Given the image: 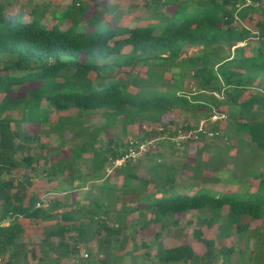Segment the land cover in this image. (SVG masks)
Instances as JSON below:
<instances>
[{"label":"trees","instance_id":"trees-1","mask_svg":"<svg viewBox=\"0 0 264 264\" xmlns=\"http://www.w3.org/2000/svg\"><path fill=\"white\" fill-rule=\"evenodd\" d=\"M12 1L0 0V257L5 263L264 264V169L254 163L264 153V4L131 0L128 7L141 4L147 16L144 23L129 25L130 8L120 12L99 4L88 13L82 0L60 11L58 3L43 0L42 10L35 5L8 16L5 8ZM46 13H51L48 24ZM215 113L246 136L243 146H254L241 162L237 153L235 173L226 174L243 183L238 191L208 187L221 179L229 145L209 143L211 136L202 133L177 140ZM93 114H100L102 123L88 124ZM168 116L185 121L166 131L176 120ZM137 122L155 128L137 141L152 142L142 155L147 173L138 175L130 160L108 173L130 145L111 138L98 146L101 133L117 125L125 133ZM208 130L230 137L229 128ZM165 131L166 139L154 143ZM51 134L61 141L68 134L65 154L49 152ZM172 141L195 144L193 166L164 161L157 149L172 147ZM206 151L213 159L200 162ZM181 168L192 172L186 180L178 178ZM203 168L211 172L204 175ZM16 170L23 172L15 176ZM35 178L58 184L39 192ZM248 179L257 181L253 190ZM183 214L191 218L182 230L193 225V237L205 248L200 254L189 244L157 243L151 251L148 242H136L138 232L150 229H157L153 239H159ZM26 221L41 233L30 247L18 243ZM204 229L216 232L218 246L203 236ZM140 247L145 251L137 252Z\"/></svg>","mask_w":264,"mask_h":264},{"label":"rangeland","instance_id":"rangeland-1","mask_svg":"<svg viewBox=\"0 0 264 264\" xmlns=\"http://www.w3.org/2000/svg\"><path fill=\"white\" fill-rule=\"evenodd\" d=\"M42 1L43 0H33L32 2H29V4H27L28 2L26 0H13L12 2H10L9 4H7L5 11L7 13L8 16H11L13 14H17L19 11H30L32 9L33 6L37 5L39 6V10H42ZM72 1H77V2H81L82 0H52V3H58L59 7L58 10L60 11H64L65 8L70 5L72 3ZM87 2L88 4V13H93L94 9L97 8V6H99V4H104V5H113L116 7L117 10H119L120 12H124L127 8L129 9L130 7L129 4L132 3L131 0H99V1H95V0H84ZM48 6L52 7L53 4H48ZM54 7H52L53 9ZM109 12V11H107ZM26 15V14H25ZM51 13H46L44 15V21L47 22V24L50 22V18H51ZM107 16V14H105ZM105 16V17H106ZM147 16L145 13V10L143 9V7L141 6V4L137 5L136 7H133L132 9L130 8L129 12H126L125 15V23L129 24V25H133V24H137L138 22L140 23H144L143 19L144 17ZM26 18V16H25ZM137 20V21H134ZM24 90H20L19 92L22 93ZM250 92V91H248ZM246 92L245 95H248L249 93ZM217 114V119L213 120L211 117L210 118H201L199 119V121H204V124L206 126L207 129H210L213 126H218L219 131L218 133H221L224 130H227L229 128L230 130V137L228 139L224 138L221 134L216 137V133L213 131V135L210 137V140H207V142L209 143H215L216 145H229V152L228 154H224L223 158H222V162H223V166L222 170V174L220 175V178L218 181L215 182H210L208 183V187L212 190L215 191H238L239 189H241L243 187V183L241 181H238L235 179V181H232L233 179L229 178L228 175H226L227 173H235L237 166L234 164V161H236V154H239V159L240 162L243 161V156L245 158L249 157L250 155H247L248 151L250 149H253V145L250 143L247 146H243L244 142L247 141L246 136L243 133H240L238 131H236L234 129V127L229 126L226 122H225V118L223 119V117L218 116ZM15 115V114H13ZM170 118H174L176 119L174 122L170 123V125L166 124L165 125V129L166 131H169L172 128H180V126L184 123V118L183 116L175 118L173 116H168ZM220 117V118H219ZM52 118H54V116H52ZM223 119V120H222ZM88 124H100L102 123V119L100 118V114H93L91 116L88 117ZM224 121V122H223ZM193 119L190 121L191 124H193ZM199 123V122H198ZM154 125L148 124V123H134L133 125H128L125 128V133H122L120 130V126L117 125L115 128L112 129H108L104 132L101 133V136L99 137L98 140V146H106L107 141L109 139H116L119 143H129L130 148H134V145L138 144L139 139L141 136H143L146 132L151 131V129H155L153 127ZM24 128L30 129L32 131L35 132H40V128L35 126L34 128H30L27 125H24ZM164 132V138L160 137L157 138L154 141V143L158 142V141H162L166 139L165 136H168L167 132ZM46 140V139H45ZM179 140V139H177ZM173 142V141H172ZM174 145L172 147H170L169 145H164L162 147H159L157 150L158 152H160V154L163 156L164 161L166 163H171V164H175L177 166L182 167V163H184L186 166H193V164L195 163V161L197 160V156L195 154V144L191 143L189 145H186L185 142H180V144H176L175 142H173ZM158 145V144H157ZM71 146V141L68 140V134L66 135V138L61 141L58 140L57 137L54 134H51L48 138V150L49 152H54L57 149H60L61 154H65L66 150ZM212 152L206 151L203 152L200 156V162L202 161H208V160H212L210 158ZM235 155V156H234ZM260 155V153H259ZM258 155V156H259ZM234 156V158H232ZM262 158L258 161H260L258 163V161L256 159H254V163L257 164V166L263 170L264 169V153H261ZM146 157V156H145ZM144 156H141L139 158H137L136 160H134V164L136 165V173L138 175H145L147 173V169H148V164H146V159ZM40 169V168H39ZM112 169H110L109 171L107 170L108 173H110ZM114 170V169H113ZM264 171V170H263ZM19 172H23V170H16L14 171V175L18 176ZM181 174H178V178L182 179V180H186V176L191 175V171L188 168H181L180 169ZM211 169H207L205 170V168H203V174L207 175V173H210ZM257 181L253 180V179H248V183L245 184H249L250 188L253 190L256 186ZM58 184V181L54 180L52 182H48L47 180L45 181L42 178H35L34 180V184H33V188L34 190L37 191H42L44 189H49L52 187H56ZM53 196V194H48L45 197H51ZM60 197V195H59ZM44 198V196H43ZM66 209V207H64ZM190 215H180L178 216L177 220L179 221V224L177 226H170L166 229H164L163 231L160 232V237L157 240L153 239V236L155 234V232L157 231V229H150L148 231L143 230L140 231L136 234L135 239L136 242L138 244H140L141 242H148V244L150 245V249L151 251H155L157 249V243H159L160 245H162L163 247H171V246H176V245H180V244H189L191 245V247L194 249V251L198 254H200L202 251H204V246L199 243L197 240H195V238L192 235V228L193 225H190V227L187 229V231H183L182 229H184V227L187 226V221L190 220ZM135 220V218L133 219ZM26 227V233L22 234L21 237L18 240L19 244H22L24 247H30L33 244H37L39 241L40 236V232L39 231H35V227L31 226L32 223L31 222H24ZM7 224V221L6 223ZM257 225L258 222H254L253 225ZM203 236L204 237H208V238H214L215 240V244L216 246H218L219 243V239L216 238V232H214V230H205L203 232ZM231 241H227V244H229ZM222 243V242H221ZM131 245L128 246V249H131ZM145 248L140 247V249L137 252H144ZM82 253V252H81ZM84 253V252H83ZM82 253V256H83ZM137 254V253H136ZM128 258H125L124 263L127 262ZM67 264H77L75 259H69Z\"/></svg>","mask_w":264,"mask_h":264},{"label":"built area","instance_id":"built-area-1","mask_svg":"<svg viewBox=\"0 0 264 264\" xmlns=\"http://www.w3.org/2000/svg\"><path fill=\"white\" fill-rule=\"evenodd\" d=\"M237 1L239 3L240 7H244V6L260 7L264 4V0H237ZM218 116L223 117L222 115H218ZM211 118L213 120L217 119V114H213L211 116ZM197 133L206 134L209 137L213 135V133L206 128L204 121L201 120L195 131H189L183 135H179L178 139L190 138V137L196 138ZM151 144H152V142L150 141L149 143H138V144L134 145V148H129L127 153L125 155L121 156L120 158H117L113 162V165L111 166V168H107V170L109 171L110 169H112L114 167L121 166L126 160H131V161L136 160L137 158L141 157L146 152L147 148ZM84 256L86 257V254H84ZM0 264H6L1 257H0Z\"/></svg>","mask_w":264,"mask_h":264},{"label":"clouds","instance_id":"clouds-1","mask_svg":"<svg viewBox=\"0 0 264 264\" xmlns=\"http://www.w3.org/2000/svg\"><path fill=\"white\" fill-rule=\"evenodd\" d=\"M127 161V160H126ZM131 161V160H130ZM109 168H111V167H109ZM114 168H116V167H114ZM113 169V168H112ZM4 261V260H3ZM5 262V261H4Z\"/></svg>","mask_w":264,"mask_h":264}]
</instances>
